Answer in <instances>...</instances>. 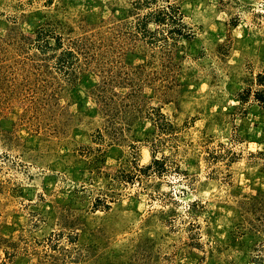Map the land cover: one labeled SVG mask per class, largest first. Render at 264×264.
I'll return each mask as SVG.
<instances>
[{"label": "rangeland", "instance_id": "obj_1", "mask_svg": "<svg viewBox=\"0 0 264 264\" xmlns=\"http://www.w3.org/2000/svg\"><path fill=\"white\" fill-rule=\"evenodd\" d=\"M260 74L264 0H0V264H264Z\"/></svg>", "mask_w": 264, "mask_h": 264}, {"label": "trees", "instance_id": "obj_2", "mask_svg": "<svg viewBox=\"0 0 264 264\" xmlns=\"http://www.w3.org/2000/svg\"><path fill=\"white\" fill-rule=\"evenodd\" d=\"M160 11H164V9H160ZM172 18H174V19H176V16H175V14H172ZM260 77H262V78H264V75H261L260 74ZM260 94L262 95V97H263V99H264V92H263V90L260 92ZM264 101V100H263Z\"/></svg>", "mask_w": 264, "mask_h": 264}]
</instances>
